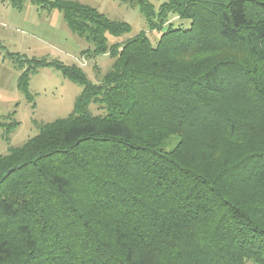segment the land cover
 <instances>
[{
    "label": "trees",
    "instance_id": "obj_1",
    "mask_svg": "<svg viewBox=\"0 0 264 264\" xmlns=\"http://www.w3.org/2000/svg\"><path fill=\"white\" fill-rule=\"evenodd\" d=\"M29 1L112 62L92 81L7 52L28 101L42 66L81 90L0 155V264H264V0H119L155 43H109L130 25L96 7Z\"/></svg>",
    "mask_w": 264,
    "mask_h": 264
},
{
    "label": "rangeland",
    "instance_id": "obj_2",
    "mask_svg": "<svg viewBox=\"0 0 264 264\" xmlns=\"http://www.w3.org/2000/svg\"><path fill=\"white\" fill-rule=\"evenodd\" d=\"M73 1L96 7L110 19L130 25L128 33L118 38L109 37V43L123 41L141 30L147 31L152 43L159 36L155 30L148 29L137 6L119 0ZM149 1L157 7L162 0ZM88 46L84 39L69 31L60 10L40 8L29 0L17 9L9 0H0V118L6 123L17 122L8 131L0 125V155L9 145L19 146L35 135V122H49L67 116L81 90L79 84L64 77L58 69L42 66L30 75L28 92L32 100L28 101L17 87L20 71L7 52L19 54L21 58L76 64L90 80L95 81L108 69L112 59L108 56L90 59L80 55V51ZM245 264L254 263L246 261Z\"/></svg>",
    "mask_w": 264,
    "mask_h": 264
}]
</instances>
